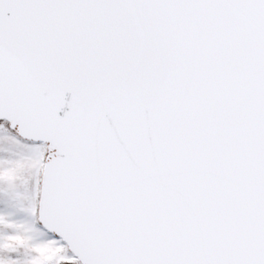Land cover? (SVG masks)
Segmentation results:
<instances>
[{"label":"snow or ice","instance_id":"obj_1","mask_svg":"<svg viewBox=\"0 0 264 264\" xmlns=\"http://www.w3.org/2000/svg\"><path fill=\"white\" fill-rule=\"evenodd\" d=\"M0 264H264V0H0Z\"/></svg>","mask_w":264,"mask_h":264}]
</instances>
